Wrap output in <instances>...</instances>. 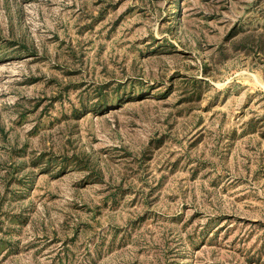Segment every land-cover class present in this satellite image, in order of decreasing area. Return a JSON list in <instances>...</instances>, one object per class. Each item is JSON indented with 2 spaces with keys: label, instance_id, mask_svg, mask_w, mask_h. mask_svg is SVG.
Instances as JSON below:
<instances>
[{
  "label": "rangeland",
  "instance_id": "obj_1",
  "mask_svg": "<svg viewBox=\"0 0 264 264\" xmlns=\"http://www.w3.org/2000/svg\"><path fill=\"white\" fill-rule=\"evenodd\" d=\"M0 264H264V0H0Z\"/></svg>",
  "mask_w": 264,
  "mask_h": 264
}]
</instances>
